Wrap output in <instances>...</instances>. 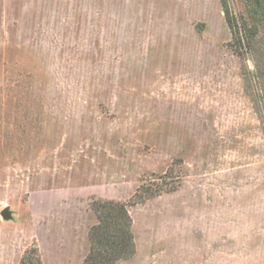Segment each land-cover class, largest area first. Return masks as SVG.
Segmentation results:
<instances>
[{
	"label": "rangeland",
	"instance_id": "1",
	"mask_svg": "<svg viewBox=\"0 0 264 264\" xmlns=\"http://www.w3.org/2000/svg\"><path fill=\"white\" fill-rule=\"evenodd\" d=\"M225 1L252 39L220 0H0V264H83L95 201L117 264H264V0Z\"/></svg>",
	"mask_w": 264,
	"mask_h": 264
},
{
	"label": "trees",
	"instance_id": "2",
	"mask_svg": "<svg viewBox=\"0 0 264 264\" xmlns=\"http://www.w3.org/2000/svg\"><path fill=\"white\" fill-rule=\"evenodd\" d=\"M220 1L224 11L226 24L233 39L236 29L238 32H243L241 35H243L245 39H252V35H256L257 31L255 30L254 33L246 35V33L249 32L247 21L242 17L241 22L231 18L226 7V1ZM255 5L259 6L257 0H255ZM250 18L261 22L262 19H264V11H258L253 5ZM263 109L264 106L262 110ZM138 192L142 193L138 194ZM142 195L151 197L154 196V193L148 192L147 189L140 186L134 197L138 198ZM92 210L96 214L97 224L92 226L88 232L90 250L84 258L83 264H117L118 261L133 256L135 246L133 235L131 233V218L126 210V205L112 201H95L92 205ZM19 264H41L37 250L31 248L26 251L20 259Z\"/></svg>",
	"mask_w": 264,
	"mask_h": 264
},
{
	"label": "water",
	"instance_id": "3",
	"mask_svg": "<svg viewBox=\"0 0 264 264\" xmlns=\"http://www.w3.org/2000/svg\"><path fill=\"white\" fill-rule=\"evenodd\" d=\"M1 216H3L4 218H7V217H8V212H7V210H3V211L1 212Z\"/></svg>",
	"mask_w": 264,
	"mask_h": 264
}]
</instances>
